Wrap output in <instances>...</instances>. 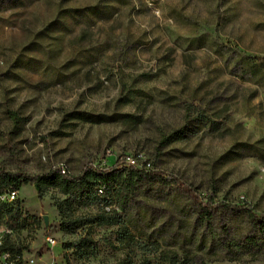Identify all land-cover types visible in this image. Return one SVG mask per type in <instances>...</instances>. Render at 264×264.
<instances>
[{"label": "rangeland", "instance_id": "374dc122", "mask_svg": "<svg viewBox=\"0 0 264 264\" xmlns=\"http://www.w3.org/2000/svg\"><path fill=\"white\" fill-rule=\"evenodd\" d=\"M98 1L0 0V165L31 176L125 161L147 166L156 178L136 196L133 224L168 242L175 236L177 245L193 231L200 208L161 177L190 185L204 201L264 215V66L256 76L243 75L242 59L264 61V0H131L105 20L66 19L41 36L61 8ZM197 107L220 128L192 123ZM76 111L107 119L68 124ZM186 127L184 140L161 143ZM60 197L50 190L40 198L33 184L18 190L21 208L40 221L11 236L23 263L121 264L127 251L115 246L118 228L66 234L55 204ZM223 225L238 237L249 230L245 215L227 213L213 228L220 233ZM203 231H195L198 239ZM86 236L97 253L80 259L66 245ZM208 264L264 258L210 256Z\"/></svg>", "mask_w": 264, "mask_h": 264}, {"label": "trees", "instance_id": "16d2710c", "mask_svg": "<svg viewBox=\"0 0 264 264\" xmlns=\"http://www.w3.org/2000/svg\"><path fill=\"white\" fill-rule=\"evenodd\" d=\"M131 0H99L95 4L85 6L64 7L58 12L59 19L51 22L42 31L41 36H48L56 25H63L62 20L72 19L79 23L87 24L109 18L114 12L119 11L118 4H129ZM85 34L87 31H85ZM92 56V55H91ZM97 56V55H93ZM245 63L243 75L250 72L256 76L259 68L264 66L260 57L248 55L242 57ZM137 95L126 97L127 104L135 101ZM194 105L187 107V114H191ZM198 114L191 122L204 125L206 128H220L216 121L212 120L206 111L196 108ZM13 120H18V114L10 111ZM137 121L140 118L134 115H126ZM107 117L85 112H72L69 114V123L97 122ZM139 122V121H138ZM189 129L183 128L163 137L161 143L165 146L179 142L187 138ZM151 168L140 166L127 161L113 167H96L89 165L80 172L73 173L62 168H53L41 175L31 176L20 171H10L0 165V226L6 227L10 234L5 237L3 250L11 253L10 263L24 264L22 248L11 239L12 234L19 233L30 226L39 227L40 221L29 217L21 208L18 199L9 202L1 199L2 195L18 192L24 184H33L39 197H43L48 191L54 190L61 195L55 204L61 218L62 230L73 235L80 230H92L96 227H117L118 248L127 251L121 264H208L210 256L215 260L234 261L243 256H251L253 259L264 258V215H258L249 207L231 205L226 201L215 202L213 199L203 197L192 189L190 185L181 183L177 179L161 177L159 182L164 187L175 184L193 201L194 206L199 207L196 212L194 229L188 233V237L178 244L175 236L169 238V242L161 235H148L145 229H139L133 224L131 217L132 204L136 196L155 179ZM247 216L249 230L242 236L231 235V228L223 225L218 233L214 228V221L225 214ZM204 228L198 239L196 230ZM171 245L178 246L172 247ZM67 249L76 250L80 259H88L97 253L96 242L89 236L67 243Z\"/></svg>", "mask_w": 264, "mask_h": 264}, {"label": "built area", "instance_id": "2783aa9c", "mask_svg": "<svg viewBox=\"0 0 264 264\" xmlns=\"http://www.w3.org/2000/svg\"><path fill=\"white\" fill-rule=\"evenodd\" d=\"M132 163H135L134 161ZM16 196H17V193L16 192H13L11 194H5V195H2L1 196V199L4 200V201H9V202H12L16 199ZM0 227H3L5 228L7 234H3L0 235V264H12L10 263V258H11V253L9 251H5L3 250V247H4V244H5V237L6 235L10 234L11 231H9L6 227L4 226H0ZM1 233V232H0ZM53 243H55V241L52 240Z\"/></svg>", "mask_w": 264, "mask_h": 264}, {"label": "water", "instance_id": "95a60500", "mask_svg": "<svg viewBox=\"0 0 264 264\" xmlns=\"http://www.w3.org/2000/svg\"><path fill=\"white\" fill-rule=\"evenodd\" d=\"M45 221H46V223H48V217L47 216L45 217Z\"/></svg>", "mask_w": 264, "mask_h": 264}]
</instances>
